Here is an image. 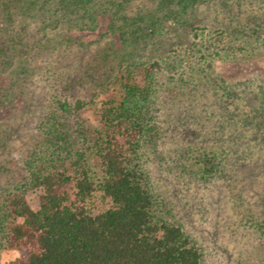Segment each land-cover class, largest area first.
<instances>
[{
  "label": "trees",
  "instance_id": "16d2710c",
  "mask_svg": "<svg viewBox=\"0 0 264 264\" xmlns=\"http://www.w3.org/2000/svg\"><path fill=\"white\" fill-rule=\"evenodd\" d=\"M131 1L0 0V12L9 22L39 16L55 21L52 14L83 11L97 23L99 16L106 15L110 30L128 50L115 53L112 43L98 56L99 64L107 70L97 83L105 100L98 110L100 128L94 141L83 115L94 108V100L71 102L56 93L55 103L42 120L45 136L31 158L30 181L5 198L2 223L7 246L19 253L10 264H204L200 247L180 225L161 214L142 156L146 150H155L179 123L194 120L200 127L211 124L218 143L217 149L190 146L182 154L184 159L196 160L200 167L197 174L206 181L232 177L237 168L260 157L264 74L228 82L214 70L212 77L198 75L193 66L186 75L171 78L175 82L170 98H166L159 74L163 70L176 72L185 61L170 56L171 51L177 52L174 48L166 55L159 49L155 38L162 31L160 16L150 17L151 26L145 32L144 16L135 20L123 13ZM205 1L158 0L157 10L163 13L175 7L181 15ZM247 24L233 30L240 44L235 43L231 52H216V57L250 60L264 51V36L259 35L261 30L264 35V26L249 28ZM237 45L241 46L237 49ZM147 49L151 58H136ZM201 58L212 68L205 52ZM169 103L168 115L162 116ZM192 113L197 115L189 119ZM76 137L84 141L81 147H75ZM241 144L246 146L242 152L238 149ZM88 152L99 161L97 174L85 164ZM69 165L75 170L72 174ZM35 188L43 192L37 209L27 196V191Z\"/></svg>",
  "mask_w": 264,
  "mask_h": 264
},
{
  "label": "rangeland",
  "instance_id": "374dc122",
  "mask_svg": "<svg viewBox=\"0 0 264 264\" xmlns=\"http://www.w3.org/2000/svg\"><path fill=\"white\" fill-rule=\"evenodd\" d=\"M157 4L158 0H132L123 13L135 20L144 16L145 32L151 26L150 17L160 16L162 31L155 38L159 49L166 55L174 48L177 52L171 51L170 56L184 59V67L171 73L173 77L165 70L159 74L166 98H170L175 82L171 78L186 75L193 66L198 75L212 77L214 70L228 82L264 74L263 50L250 60L221 59L215 54L232 51L239 42L233 33L238 26H264V0H206L181 15L175 7L160 13ZM52 16L55 21L39 16L9 22L0 12V140L5 143L0 144V264H10L19 256L6 242L2 223L5 198L30 181V161L45 136L42 120L55 103L56 93L71 102L94 100V108L83 114L94 141L100 128L98 110L105 100L97 83L107 70L99 64L98 56L112 43L115 53L128 52L110 30L106 15L99 16L97 23L83 11ZM248 32L253 33L252 29ZM240 37L243 41L244 36ZM204 52L212 68L201 58ZM138 56L151 58L150 50H142ZM169 105L163 108L162 116L168 115ZM171 111L174 114L176 109ZM192 115L189 119L197 114ZM162 126L168 130L165 123ZM177 127L167 132L155 150H146L141 160L161 214L180 225L200 247L204 264H264V143L257 152L260 157L237 168L234 176L206 181L197 174L200 167L196 160L184 159L182 154L190 146L217 149L213 126L203 123L200 127L191 120ZM82 142L77 138L75 147H81ZM245 148L243 144L238 147L241 152ZM85 164L91 173L99 172V161L92 153L88 152ZM67 170L75 172L70 165ZM27 192L31 206L37 209L42 190Z\"/></svg>",
  "mask_w": 264,
  "mask_h": 264
}]
</instances>
